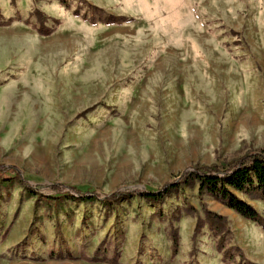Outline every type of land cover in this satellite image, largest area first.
<instances>
[{
  "label": "rangeland",
  "instance_id": "1",
  "mask_svg": "<svg viewBox=\"0 0 264 264\" xmlns=\"http://www.w3.org/2000/svg\"><path fill=\"white\" fill-rule=\"evenodd\" d=\"M85 1L132 20L104 23ZM85 1L0 0V165L93 197L0 181V264H234L206 211L264 264V230L197 183L103 202L264 148V0ZM237 194L264 216V198Z\"/></svg>",
  "mask_w": 264,
  "mask_h": 264
},
{
  "label": "trees",
  "instance_id": "2",
  "mask_svg": "<svg viewBox=\"0 0 264 264\" xmlns=\"http://www.w3.org/2000/svg\"><path fill=\"white\" fill-rule=\"evenodd\" d=\"M85 3H87V1H85ZM88 6L89 12L98 13L100 20L104 23H117L132 20L125 16L105 14L102 8L92 4H88ZM74 13L79 14L80 10L76 9ZM36 17L39 22L37 29L40 33L49 34L52 32L53 27L46 25L47 17L42 11L36 10ZM84 17H86V15H84ZM91 20L94 21V16L91 17ZM55 21L57 23L60 22L58 19ZM86 112L87 111L83 114ZM11 173L14 175L11 176ZM12 178H16L24 186L28 193L38 195L41 190L50 189L53 193L58 195L56 197H48L46 198L47 200L57 201V199L62 195L70 196L74 200L81 201H87L93 198L88 196V192H83L77 187H71V191L65 189L60 184L33 185L30 181L22 178L20 173L15 168H7L0 165V181L5 182L11 180ZM194 183L198 184L199 193L211 194L216 199L223 202L226 206L233 209L236 213L255 222L264 230V216L259 213L251 203L237 194V192H242L249 196L264 198V148L249 150L243 154L233 156L227 159L222 166L216 163L209 165L197 164L194 166L193 170H188L181 174L175 182L164 185L159 191H115L106 196L103 199V202L106 205H111L115 202H119L122 198H127L133 195H141L145 198V200L156 203L162 201L172 190ZM206 222L210 224L213 232L218 235L217 249L223 252L224 257L233 261L234 264H259L245 259L244 254L238 247L227 245L229 229L226 228L227 219L224 216L212 211H206ZM201 227L202 222L198 220L193 235L194 237L200 231ZM57 228L59 229V225H57ZM178 247L179 238L178 234L175 233L173 234V252L175 254L178 251ZM237 253L241 257L240 260L236 259ZM93 259L107 262L109 264H121L118 260V255H115L114 257L102 258L94 256Z\"/></svg>",
  "mask_w": 264,
  "mask_h": 264
}]
</instances>
